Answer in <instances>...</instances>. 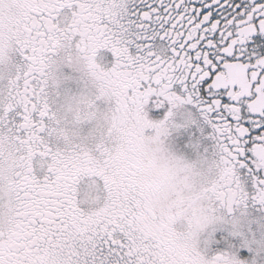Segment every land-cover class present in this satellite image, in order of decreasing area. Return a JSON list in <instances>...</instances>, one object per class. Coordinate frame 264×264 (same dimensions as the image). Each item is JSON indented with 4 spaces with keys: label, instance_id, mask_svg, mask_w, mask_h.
Returning a JSON list of instances; mask_svg holds the SVG:
<instances>
[{
    "label": "snow or ice",
    "instance_id": "obj_1",
    "mask_svg": "<svg viewBox=\"0 0 264 264\" xmlns=\"http://www.w3.org/2000/svg\"><path fill=\"white\" fill-rule=\"evenodd\" d=\"M0 264H264V0H0Z\"/></svg>",
    "mask_w": 264,
    "mask_h": 264
}]
</instances>
